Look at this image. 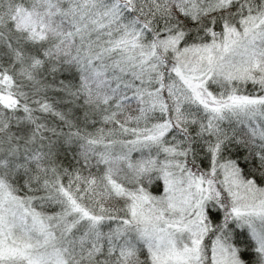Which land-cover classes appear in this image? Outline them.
Wrapping results in <instances>:
<instances>
[{"label": "snow or ice", "instance_id": "obj_1", "mask_svg": "<svg viewBox=\"0 0 264 264\" xmlns=\"http://www.w3.org/2000/svg\"><path fill=\"white\" fill-rule=\"evenodd\" d=\"M0 264H264V0H0Z\"/></svg>", "mask_w": 264, "mask_h": 264}]
</instances>
